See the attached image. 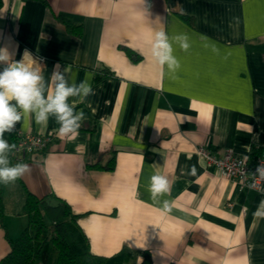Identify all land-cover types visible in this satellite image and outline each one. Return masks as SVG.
<instances>
[{
  "label": "crops",
  "instance_id": "1",
  "mask_svg": "<svg viewBox=\"0 0 264 264\" xmlns=\"http://www.w3.org/2000/svg\"><path fill=\"white\" fill-rule=\"evenodd\" d=\"M161 28L189 36L187 52L173 45L175 73L151 56ZM0 48L42 57L46 82L58 65L95 92L70 98L84 113L75 134L61 136L54 117L18 122L52 140L20 161L31 168L22 179L0 184V259L26 225L30 192L66 201L91 251H125V264H143V252L150 264H264V219L253 216L264 193L196 153L264 146V0H2ZM112 156V169L93 167ZM152 175L170 182L156 200Z\"/></svg>",
  "mask_w": 264,
  "mask_h": 264
},
{
  "label": "clouds",
  "instance_id": "2",
  "mask_svg": "<svg viewBox=\"0 0 264 264\" xmlns=\"http://www.w3.org/2000/svg\"><path fill=\"white\" fill-rule=\"evenodd\" d=\"M180 51L187 52L190 48L189 36L186 33L170 37L161 28L155 33L151 45V56L161 66L167 67L170 73H175L180 68V62L174 55L173 45ZM0 184L15 183L31 171L30 165L19 162L11 164L9 154L16 148L5 139V133H12L22 115L34 116L37 124H46L50 117H54L59 124V134L68 136L75 134L84 120L83 112H76L70 98L79 97L81 101L94 95V89L87 80L78 84L70 82L67 69L59 70L56 66L49 81H45L41 65L25 50L19 61L13 60L6 48H0ZM49 86L51 91H49ZM47 92V95L45 94ZM14 102V103H13ZM196 169H191L195 175ZM253 176L264 180V161H261ZM255 187V185H249ZM170 190V182L166 176L152 175L148 182V191L153 200L162 197ZM164 210L169 209V202L163 201ZM254 218L264 219V199H262Z\"/></svg>",
  "mask_w": 264,
  "mask_h": 264
},
{
  "label": "trees",
  "instance_id": "3",
  "mask_svg": "<svg viewBox=\"0 0 264 264\" xmlns=\"http://www.w3.org/2000/svg\"><path fill=\"white\" fill-rule=\"evenodd\" d=\"M62 20L73 32L78 30V26L73 25L68 18ZM5 139L9 144L16 142L13 132L5 133ZM263 150L264 146L253 148L248 161H256ZM113 165L112 156L108 164H95L93 167L110 170ZM24 211L26 225L16 238L9 239V250L0 259V264H125L131 258L125 251L111 256L93 253L77 222L78 215L72 212L66 201L52 194L38 197L27 192ZM150 262L149 253L143 252V264Z\"/></svg>",
  "mask_w": 264,
  "mask_h": 264
},
{
  "label": "built area",
  "instance_id": "4",
  "mask_svg": "<svg viewBox=\"0 0 264 264\" xmlns=\"http://www.w3.org/2000/svg\"><path fill=\"white\" fill-rule=\"evenodd\" d=\"M42 61V57H37ZM16 137V148L11 152L13 161L20 162L27 156L42 152L52 140V135H40L30 132H23L15 125L13 131ZM196 153L205 161L207 165H213L215 169L226 178L237 181L240 188H248L264 193V180L253 176L257 165L264 161V150L262 155L254 162H249L248 157H238L232 152H225L222 155H215L207 148L201 146L196 149ZM255 187H249V185Z\"/></svg>",
  "mask_w": 264,
  "mask_h": 264
}]
</instances>
